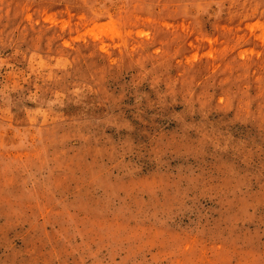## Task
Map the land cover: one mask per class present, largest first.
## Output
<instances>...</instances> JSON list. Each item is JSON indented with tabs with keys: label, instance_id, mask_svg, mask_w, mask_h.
Wrapping results in <instances>:
<instances>
[{
	"label": "rangeland",
	"instance_id": "1",
	"mask_svg": "<svg viewBox=\"0 0 264 264\" xmlns=\"http://www.w3.org/2000/svg\"><path fill=\"white\" fill-rule=\"evenodd\" d=\"M0 264H264V0H0Z\"/></svg>",
	"mask_w": 264,
	"mask_h": 264
}]
</instances>
